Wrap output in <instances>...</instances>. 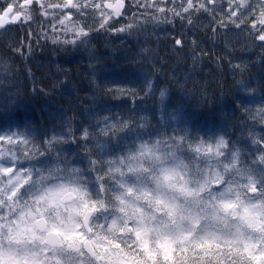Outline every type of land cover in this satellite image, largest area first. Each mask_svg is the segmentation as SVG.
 <instances>
[{"label": "clouds", "instance_id": "clouds-1", "mask_svg": "<svg viewBox=\"0 0 264 264\" xmlns=\"http://www.w3.org/2000/svg\"><path fill=\"white\" fill-rule=\"evenodd\" d=\"M68 40L92 75L47 123L10 118L65 82L26 89L0 55V264H264V47L209 90L165 74L146 46L109 66L93 34ZM110 67L136 79L102 82Z\"/></svg>", "mask_w": 264, "mask_h": 264}, {"label": "trees", "instance_id": "trees-1", "mask_svg": "<svg viewBox=\"0 0 264 264\" xmlns=\"http://www.w3.org/2000/svg\"><path fill=\"white\" fill-rule=\"evenodd\" d=\"M52 2H56V0H52ZM126 3L133 6L122 17L127 19L134 12L140 11L134 6L133 0H126ZM218 3L223 4L225 9L227 8L225 0H218ZM0 7H3L2 3H0ZM34 11L38 14L39 8H35ZM219 13L220 8L216 10V19L220 18ZM122 17L117 18L120 23L115 24L114 27H120L126 23ZM169 19L172 22H163L166 24L163 27H158L156 23L149 22L145 24L148 26V31L143 30L137 33L134 31L131 36L127 32H94L96 55L111 66L113 63L118 64L121 61H127L129 57L135 58L137 46H146L150 49L155 66L165 74L186 80L188 87L206 82L208 89L213 90L220 83L227 85L230 82V69L233 64L240 62L234 56L238 49L245 54H252L254 51H244L242 46L248 41L247 39L251 41V38H245L242 30H237L231 25L227 30V44L226 40L222 41L217 38L213 30L217 29L218 26L212 21L211 15L208 13H200L193 25H188L179 18L173 19L170 15ZM22 24L26 25L24 22ZM20 25L21 23H18L15 28L22 29V38L17 37L16 40L24 45L22 49L24 55L21 56L12 48L7 47L5 38L2 36H0V55L10 57L17 65L19 78L27 82L26 84L21 83L22 86L26 89L50 90L53 84H59L61 81L65 83L61 85L60 93L51 99L38 91L36 96L26 100L25 105L29 107L24 108L21 104L12 112L10 119L12 122L20 123L30 117L42 119L47 123L52 113L60 106L67 104L69 98H72L73 103H75L77 94L82 95L88 90L87 77L92 73L88 68L86 57L79 50L65 53L61 50L59 43L53 44L50 39L40 35L39 17L30 26L26 25L21 28ZM15 28L12 31L16 30ZM29 28L32 32L31 36L28 35ZM181 28H185L186 32H180L179 29ZM45 30L49 35H52L50 28ZM177 37L184 41L182 48L174 47ZM64 38L61 34V41ZM67 38L70 39L71 36L69 35ZM193 40L197 42L194 50ZM29 43L32 47L31 53L27 49ZM193 55L196 57L195 61ZM0 71H4L3 66H0ZM136 76L137 74L127 67H110L100 73L98 78L102 82L126 83L136 79ZM126 104V101H104L100 107L122 108ZM196 118L201 122H206L209 116L205 113ZM8 122V120H0V128Z\"/></svg>", "mask_w": 264, "mask_h": 264}, {"label": "snow or ice", "instance_id": "snow-or-ice-1", "mask_svg": "<svg viewBox=\"0 0 264 264\" xmlns=\"http://www.w3.org/2000/svg\"><path fill=\"white\" fill-rule=\"evenodd\" d=\"M133 0L134 6L140 9L127 17L128 23L120 27H114L120 23L117 19L125 15L127 10L133 6L126 3V0H0L3 7H0V36L5 38L7 47L24 55V45L13 39L14 29L18 23L24 22L29 26L40 19V35L50 39L53 44L61 42V34L65 37L63 42H69L68 36H72L70 42L75 43L76 37H89L94 32L107 31L108 33L132 32L140 29L143 25L151 23H171L169 15L175 19L179 18L188 25L196 23L200 13L211 15L212 21L219 29L225 30V40L228 43L227 30L229 25L237 30H242L251 37V43L264 47V0H257L256 4L251 0H225L227 8L218 0ZM39 8L37 14L34 9ZM220 8L219 19H216V10ZM50 28L52 35L45 30ZM28 35L32 32L29 28ZM19 45V46H17ZM182 39H175V46L183 47ZM193 50L197 42L192 41ZM28 52L32 47L27 45ZM147 51V49L145 50ZM196 57L193 55V60ZM8 70V66H4ZM117 91L122 89L117 88ZM3 141L0 140V143Z\"/></svg>", "mask_w": 264, "mask_h": 264}, {"label": "bare ground", "instance_id": "bare-ground-1", "mask_svg": "<svg viewBox=\"0 0 264 264\" xmlns=\"http://www.w3.org/2000/svg\"><path fill=\"white\" fill-rule=\"evenodd\" d=\"M178 4V3H177ZM169 6H171V2H170V0H169ZM218 9V8H217ZM123 19H124V21L126 22V23H128V20L126 19V18H124V17H122ZM156 25L158 26V27H163V26H165L166 24L165 23H163V22H161V23H156ZM148 26L146 25H143L140 29H138V30H136L135 32L137 33V32H140V31H148L149 29L147 28ZM16 30H10L12 33H13V39L15 38V40L17 39V37H21L22 38V29H20V28H15ZM184 30V31H183ZM179 31L180 32H186L185 31V28L183 29V28H181V29H179ZM214 31V30H213ZM215 32V36L217 37V38H219V39H221L222 41H225V31L224 30H221V29H219V30H217V31H214ZM240 32V31H239ZM188 33V32H187ZM242 34L244 35V37L245 38H251V37H248L247 36V33H244L243 31H242ZM179 37V36H178ZM178 37L176 38V39H178ZM242 39V38H241ZM248 41L242 46V48H244L245 50V52H249V51H251V50H254V48L252 47V43H251V41H249L250 39H247ZM256 47H258L256 44H254ZM250 55L251 54H245V53H243V52H241L239 49L237 50V52L234 54V56H235V59L236 60H241V59H243V58H248V57H250ZM21 80V83H24V84H26L27 82H26V80H22V79H20ZM25 86V85H24ZM28 101V100H27ZM25 103H26V101L22 104V106L24 107V108H27V107H29V106H26L25 105Z\"/></svg>", "mask_w": 264, "mask_h": 264}, {"label": "rangeland", "instance_id": "rangeland-1", "mask_svg": "<svg viewBox=\"0 0 264 264\" xmlns=\"http://www.w3.org/2000/svg\"><path fill=\"white\" fill-rule=\"evenodd\" d=\"M23 1H21V3H22ZM177 3L179 4L180 3V0H177ZM21 23V28H23V27H25L26 25H28V24H26V25H24V24H22V22H20Z\"/></svg>", "mask_w": 264, "mask_h": 264}]
</instances>
